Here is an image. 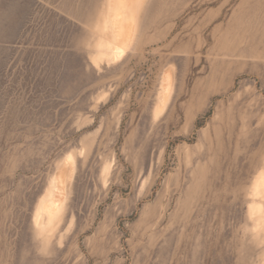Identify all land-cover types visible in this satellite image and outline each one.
Returning a JSON list of instances; mask_svg holds the SVG:
<instances>
[{
    "label": "rangeland",
    "instance_id": "obj_1",
    "mask_svg": "<svg viewBox=\"0 0 264 264\" xmlns=\"http://www.w3.org/2000/svg\"><path fill=\"white\" fill-rule=\"evenodd\" d=\"M0 264H264V0H0Z\"/></svg>",
    "mask_w": 264,
    "mask_h": 264
},
{
    "label": "crops",
    "instance_id": "obj_2",
    "mask_svg": "<svg viewBox=\"0 0 264 264\" xmlns=\"http://www.w3.org/2000/svg\"><path fill=\"white\" fill-rule=\"evenodd\" d=\"M0 43H3L2 41H0Z\"/></svg>",
    "mask_w": 264,
    "mask_h": 264
}]
</instances>
